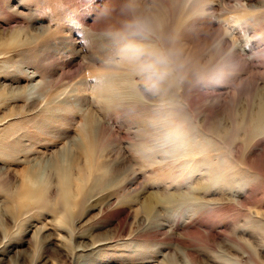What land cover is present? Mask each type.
<instances>
[{
  "label": "rangeland",
  "instance_id": "rangeland-1",
  "mask_svg": "<svg viewBox=\"0 0 264 264\" xmlns=\"http://www.w3.org/2000/svg\"><path fill=\"white\" fill-rule=\"evenodd\" d=\"M120 3L0 0V264H264V133L245 120L264 99V0H155L187 74L147 103L110 63L100 13L116 24ZM89 116L99 180L81 192ZM29 172L44 198L19 199Z\"/></svg>",
  "mask_w": 264,
  "mask_h": 264
},
{
  "label": "clouds",
  "instance_id": "clouds-1",
  "mask_svg": "<svg viewBox=\"0 0 264 264\" xmlns=\"http://www.w3.org/2000/svg\"><path fill=\"white\" fill-rule=\"evenodd\" d=\"M106 24L105 40L114 49L112 67L139 77L143 91L137 96L144 102L146 94L162 96L183 84L187 74V61L177 46L176 37L165 32L163 18L152 3L143 0H121L118 23L110 22L112 9L104 7L100 13ZM179 138V130L165 134V141Z\"/></svg>",
  "mask_w": 264,
  "mask_h": 264
},
{
  "label": "bare ground",
  "instance_id": "bare-ground-1",
  "mask_svg": "<svg viewBox=\"0 0 264 264\" xmlns=\"http://www.w3.org/2000/svg\"><path fill=\"white\" fill-rule=\"evenodd\" d=\"M253 108L254 109L245 118L246 122L248 120V127L246 128V130L252 134L264 133V99H260L254 105ZM84 124L85 125H84L83 129L80 131V136H81L80 138L83 141V147H84L83 157H85V161H84L85 163H84V169L80 168L78 170V175H79L78 179L81 182L78 185V189L81 192H82V186H80V184L81 185L84 184V182L90 176L92 178H94V180H99L96 176L93 177L94 175H93V173H91L96 168L95 167L96 166L95 158H94V156H95V142H94L95 139H94L91 131L94 128L93 126L95 124H96V127L98 126L97 128H95L98 130V132H99V128L101 126L99 125L98 121H94V119H92L90 116L86 118ZM91 125H92V127H91ZM95 129H93V130L95 131ZM77 163H76V165H77ZM77 167H78V165H77ZM27 178H29V180H30V183H29L30 185L27 187V189L26 188L23 189L24 195H21V198L19 197L20 195H18L19 199H22L25 196L31 197V196H33V192H36V191H37V193L34 196L37 197V195H38V197L44 198L45 192L43 191V189H38V188L34 187V184L36 183L35 182L36 176L32 175L31 172H29V174H27ZM71 183H72L71 176L69 175V173H66L64 180H63V185H62V197L66 203H70V201L72 199L73 194L71 193V190H70ZM16 202L18 204L21 203L20 200L16 201ZM144 210L147 214L152 212V208L148 205L144 207ZM190 260H192V259L190 258Z\"/></svg>",
  "mask_w": 264,
  "mask_h": 264
},
{
  "label": "snow or ice",
  "instance_id": "snow-or-ice-1",
  "mask_svg": "<svg viewBox=\"0 0 264 264\" xmlns=\"http://www.w3.org/2000/svg\"><path fill=\"white\" fill-rule=\"evenodd\" d=\"M0 259H5V257H3V256H0Z\"/></svg>",
  "mask_w": 264,
  "mask_h": 264
}]
</instances>
